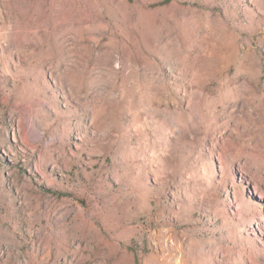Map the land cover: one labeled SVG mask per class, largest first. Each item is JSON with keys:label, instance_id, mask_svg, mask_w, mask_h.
<instances>
[{"label": "rangeland", "instance_id": "374dc122", "mask_svg": "<svg viewBox=\"0 0 264 264\" xmlns=\"http://www.w3.org/2000/svg\"><path fill=\"white\" fill-rule=\"evenodd\" d=\"M252 139L264 0H0V264H264Z\"/></svg>", "mask_w": 264, "mask_h": 264}, {"label": "bare ground", "instance_id": "6f19581e", "mask_svg": "<svg viewBox=\"0 0 264 264\" xmlns=\"http://www.w3.org/2000/svg\"><path fill=\"white\" fill-rule=\"evenodd\" d=\"M230 138H231V136H230ZM251 146H253V148H255V150H257V152H255V154L260 156V158L264 161V146H262L260 144V142L256 139L251 140ZM242 170L245 172H248L251 175V177H252V188H253L254 194H256L259 198L264 200V174H263V172L258 168H249V165L247 164L246 161H244L242 163ZM250 245H251V243H250ZM253 248L264 259V249H257L255 246H253Z\"/></svg>", "mask_w": 264, "mask_h": 264}]
</instances>
